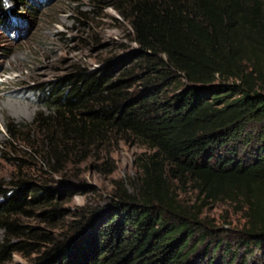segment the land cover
I'll use <instances>...</instances> for the list:
<instances>
[{
    "label": "trees",
    "instance_id": "16d2710c",
    "mask_svg": "<svg viewBox=\"0 0 264 264\" xmlns=\"http://www.w3.org/2000/svg\"><path fill=\"white\" fill-rule=\"evenodd\" d=\"M117 1L136 62L116 77L111 68L78 72L42 89L51 116L34 123L52 124L61 138L127 133L152 153L139 157L132 193L117 185L106 206L82 209L56 240L10 218L48 204L53 191L0 188V262L41 241L35 264H264V0ZM7 13L0 0V18ZM140 73L145 79L130 90ZM14 129L4 125L8 139ZM173 181L189 183L200 204H180ZM223 200L246 206L242 236L233 250L216 240L200 249L208 235L200 208Z\"/></svg>",
    "mask_w": 264,
    "mask_h": 264
},
{
    "label": "rangeland",
    "instance_id": "374dc122",
    "mask_svg": "<svg viewBox=\"0 0 264 264\" xmlns=\"http://www.w3.org/2000/svg\"><path fill=\"white\" fill-rule=\"evenodd\" d=\"M4 4L9 13L0 18V188L9 190L23 182L26 190L31 186L39 193L53 191L48 204L31 205L10 218L22 231L56 240L82 209L106 206L117 185L132 193L138 159L152 151L131 135L113 130L89 139L69 132L61 138L52 124L34 123L36 117L51 116L40 92L78 72L111 68L116 77L130 69L126 63L136 62L138 46L130 21L113 8L123 4L117 0H29L22 7L4 0ZM129 10L128 5L120 8L125 16ZM137 76L130 90L146 77ZM6 124L15 125L12 139L7 138ZM172 188L180 204H200L201 197L189 183L182 187L173 181ZM52 208L59 210L57 218L43 220L42 213ZM246 211L243 203L226 200L200 208L199 221L208 233L200 249L216 240L233 250L246 226ZM5 239L0 229V243ZM35 246L0 264H35L47 244L38 241Z\"/></svg>",
    "mask_w": 264,
    "mask_h": 264
}]
</instances>
